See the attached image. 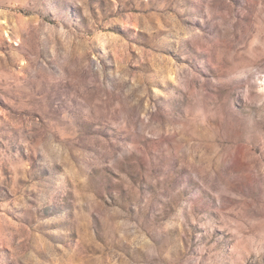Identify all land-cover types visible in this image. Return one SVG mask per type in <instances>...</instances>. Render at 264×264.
I'll return each mask as SVG.
<instances>
[{"label": "rangeland", "instance_id": "1", "mask_svg": "<svg viewBox=\"0 0 264 264\" xmlns=\"http://www.w3.org/2000/svg\"><path fill=\"white\" fill-rule=\"evenodd\" d=\"M0 264H264V0H0Z\"/></svg>", "mask_w": 264, "mask_h": 264}]
</instances>
